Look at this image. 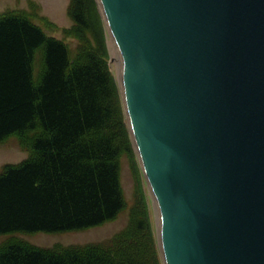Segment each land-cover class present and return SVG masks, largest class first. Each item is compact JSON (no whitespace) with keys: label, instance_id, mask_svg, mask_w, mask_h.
Segmentation results:
<instances>
[{"label":"water","instance_id":"95a60500","mask_svg":"<svg viewBox=\"0 0 264 264\" xmlns=\"http://www.w3.org/2000/svg\"><path fill=\"white\" fill-rule=\"evenodd\" d=\"M164 264H264V0H98Z\"/></svg>","mask_w":264,"mask_h":264},{"label":"trees","instance_id":"16d2710c","mask_svg":"<svg viewBox=\"0 0 264 264\" xmlns=\"http://www.w3.org/2000/svg\"><path fill=\"white\" fill-rule=\"evenodd\" d=\"M93 10L94 0H70L73 24L64 31L74 49L23 11L0 14V140L16 134L32 153L0 171V234L81 230L125 206L120 157L131 133ZM0 264L164 263L152 223L135 212L104 241L6 242Z\"/></svg>","mask_w":264,"mask_h":264},{"label":"rangeland","instance_id":"374dc122","mask_svg":"<svg viewBox=\"0 0 264 264\" xmlns=\"http://www.w3.org/2000/svg\"><path fill=\"white\" fill-rule=\"evenodd\" d=\"M94 2L96 12L93 10V19L99 21L102 28L101 31L99 29L97 31L100 43L107 49L110 70L120 86V66L115 58V43L105 24L98 0H94ZM69 4L70 0H0V14L6 13L8 10L23 11L34 22L39 24L47 34L67 41L74 49L77 40L67 36L64 31L65 28H70L73 24L69 12ZM41 63L42 55L39 51L35 60L36 74L39 72ZM128 142L129 149L124 151L120 157V181L125 198V206L114 218L81 230L0 234V245L9 241H19L34 246L51 248L57 245L70 246L104 241L122 230L127 225L131 213L135 212L143 214L152 223V228L159 243L158 215L155 200L149 189L131 136ZM31 155V151L22 145L19 136L16 134H12L2 141L0 140V171L5 164L19 163Z\"/></svg>","mask_w":264,"mask_h":264},{"label":"bare ground","instance_id":"6f19581e","mask_svg":"<svg viewBox=\"0 0 264 264\" xmlns=\"http://www.w3.org/2000/svg\"><path fill=\"white\" fill-rule=\"evenodd\" d=\"M115 47H116V45H115ZM115 58H116V60L118 61V64H119V66H120V72H121V58H120V54H119V52H118V49H117V47H116V53H115Z\"/></svg>","mask_w":264,"mask_h":264}]
</instances>
